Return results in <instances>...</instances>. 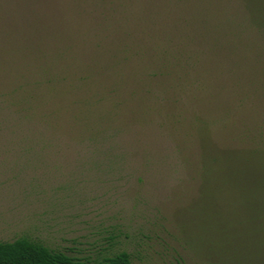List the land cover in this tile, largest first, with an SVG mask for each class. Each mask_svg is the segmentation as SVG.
Segmentation results:
<instances>
[{
  "label": "rangeland",
  "instance_id": "rangeland-1",
  "mask_svg": "<svg viewBox=\"0 0 264 264\" xmlns=\"http://www.w3.org/2000/svg\"><path fill=\"white\" fill-rule=\"evenodd\" d=\"M0 16L17 76L0 92L30 102L17 128L0 110V240L210 264L217 228L264 193L228 172L231 147L264 143V35L242 1L0 0Z\"/></svg>",
  "mask_w": 264,
  "mask_h": 264
},
{
  "label": "trees",
  "instance_id": "trees-1",
  "mask_svg": "<svg viewBox=\"0 0 264 264\" xmlns=\"http://www.w3.org/2000/svg\"><path fill=\"white\" fill-rule=\"evenodd\" d=\"M241 1L249 22L264 35V0ZM9 21V18L0 16V24H2L0 25V46L5 45L6 39L4 37L10 33L12 24ZM0 70H2L0 86L3 81L12 80V74L13 77L17 78L16 74L7 71V66L2 61L0 62ZM11 94L12 92H0V110H9V119L4 116L2 123L3 126L9 127L10 118L12 116L14 118L16 114L15 120L17 122L15 123L17 125L14 123L13 127L17 128L19 123L23 122L22 115H25V111L30 107V102L19 99L16 105L13 98L14 94ZM12 99H14L13 102ZM13 105L19 110L15 107L11 115L10 110ZM11 120L14 122L12 118ZM231 149H233L231 154L234 155L236 152L242 162L237 167L230 163L228 172L246 177L250 175L259 176L256 178L255 185L258 188L263 185L264 143L261 141V146L255 148L231 147ZM254 195L255 198L244 203V209L238 213L233 222L228 221L217 228V237L210 241L213 244L214 242L218 243L220 248L217 249L210 243L204 252L214 259L211 260L210 264H264V193ZM0 264H132V260L130 253L125 250L93 261L82 260L63 250L50 248L39 240L21 235L13 240H0Z\"/></svg>",
  "mask_w": 264,
  "mask_h": 264
}]
</instances>
